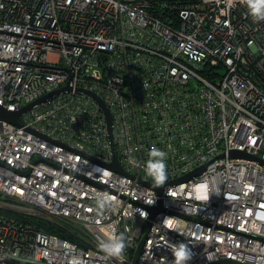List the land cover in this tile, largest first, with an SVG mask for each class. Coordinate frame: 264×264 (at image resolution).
<instances>
[{
	"label": "built area",
	"instance_id": "obj_1",
	"mask_svg": "<svg viewBox=\"0 0 264 264\" xmlns=\"http://www.w3.org/2000/svg\"><path fill=\"white\" fill-rule=\"evenodd\" d=\"M46 95L0 119V263L132 264L146 233L133 264H175L177 245L184 264H264V19L247 0H0V106ZM113 230L118 258L99 247Z\"/></svg>",
	"mask_w": 264,
	"mask_h": 264
},
{
	"label": "clouds",
	"instance_id": "obj_2",
	"mask_svg": "<svg viewBox=\"0 0 264 264\" xmlns=\"http://www.w3.org/2000/svg\"><path fill=\"white\" fill-rule=\"evenodd\" d=\"M248 12L255 19H264V0H247ZM167 152L152 146L148 151V159L144 162V169L157 185H162L166 180V158ZM130 163L137 164L134 158H131ZM105 198H98L97 205L100 210H103L108 204ZM101 251L108 258H118L122 255L126 248L125 237L117 235L113 230L108 239L101 242L99 245ZM175 264H184L187 259L188 252L184 246L177 245L173 248Z\"/></svg>",
	"mask_w": 264,
	"mask_h": 264
},
{
	"label": "water",
	"instance_id": "obj_3",
	"mask_svg": "<svg viewBox=\"0 0 264 264\" xmlns=\"http://www.w3.org/2000/svg\"><path fill=\"white\" fill-rule=\"evenodd\" d=\"M68 86L64 87V88H61L59 90H56L54 93H57L63 89H67ZM89 95H91L95 100L96 102L99 104V106L101 107V109L103 110L104 112V117H105V120H106V126H107V131H108V136H109V139H110V145H111V149H112V157H113V160L112 162L109 164V166L120 172V173H123V169L122 167L120 166L119 162H118V159L116 157V154L114 152V147H113V135H112V120H111V114L108 110V108L106 107V105L104 104V102L98 97L96 96L94 93H90V92H87ZM48 95L44 96V97H41L37 100H35L34 102L32 103H29L27 106L23 107V108H20L19 110H16V111H9L3 107L0 106V119H3V120H6V121H9V122H12L13 124H16L18 125L19 124V121H18V116L21 112H24L26 110H28L33 104H36V103H39L41 101H43ZM231 156H236V157H250L249 155L245 154L244 152H239V151H233L231 152ZM204 167H200V168H197L195 169L194 171L188 173L187 175H184L174 181H171V183H178V182H182L184 180H187L190 176H192L193 174H198L200 173L202 170H203ZM158 192H160L161 188H157ZM160 206H158L157 208H155V210H158ZM148 228V225L146 227V229ZM146 234V233H145ZM145 234L142 236V238L139 240L138 244H137V247L135 249V252H134V255H133V259H132V264L135 263L136 261V258H137V255L139 253V250L141 249V246H142V243H143V240H144V237H145ZM0 264H31V263H24V262H18V261H14V260H9V261H5L4 263H0ZM210 264H236L235 262L233 261H230V260H222V261H217V262H213V263H210Z\"/></svg>",
	"mask_w": 264,
	"mask_h": 264
},
{
	"label": "trees",
	"instance_id": "obj_4",
	"mask_svg": "<svg viewBox=\"0 0 264 264\" xmlns=\"http://www.w3.org/2000/svg\"><path fill=\"white\" fill-rule=\"evenodd\" d=\"M38 227L41 228L42 230L46 231V232L57 234L63 238L69 239L71 241H74V242L78 241L73 235L69 234L65 229L61 228L57 224H50V223L45 222V221H39Z\"/></svg>",
	"mask_w": 264,
	"mask_h": 264
}]
</instances>
